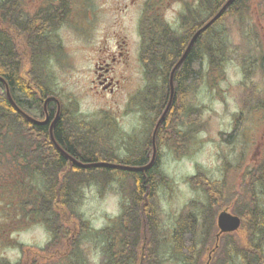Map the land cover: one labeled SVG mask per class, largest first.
<instances>
[{
    "label": "trees",
    "instance_id": "1",
    "mask_svg": "<svg viewBox=\"0 0 264 264\" xmlns=\"http://www.w3.org/2000/svg\"><path fill=\"white\" fill-rule=\"evenodd\" d=\"M224 1H215L216 9L209 25L196 36L201 54L198 59L199 76L192 75L196 64L190 56L193 55L194 48L187 52L174 70L172 101L156 131L157 155L153 164L145 170L72 163L54 146L49 136L48 124L31 122L11 104L4 81L17 107L37 120L44 118V99L56 93L49 84V77L43 72V60L33 57V40L18 39L13 22L0 18V25L7 26L12 38V41H5L0 32V203L11 216V223L37 221L50 231L52 238L39 250L41 255H48V248L51 246L67 244L72 247V255L79 253L75 248L83 244L85 234L93 233L94 236H105V244L109 246L125 247L121 250H108L110 257L105 258L106 264L126 260L141 264H162L166 251L168 259L177 264H206L208 252L215 243L214 233L218 231L217 213L234 201L231 212L241 219L243 238L234 232L222 234L209 264H216L225 244L230 247L227 252L232 256L230 260L234 256H240L242 264H264V218L260 219L256 215V207L260 203L253 190L256 181H264V168L262 173L255 166L244 171L238 186L242 192L237 190L227 197H222L221 192L225 185L221 186L219 181L211 180L198 168L193 176L188 177V182L192 187L205 191L208 206L198 214L195 210L197 203L192 200L184 207L172 229L164 233L166 236L162 234L159 220L158 189L169 181L159 166V149L162 145L172 144L176 154H183L193 132L190 127L196 124L195 116L200 111L198 107L186 105L188 91L185 86L189 82H193V86L203 82V52L210 58L211 67L216 69L220 68L227 56L237 54L230 34L219 26L231 17L241 18L245 9L240 0H231L219 12ZM245 7L247 11L248 6ZM25 12L24 10L22 13L26 14ZM211 23L215 26L214 35L209 32ZM162 46L158 44L160 54ZM172 61L170 59L167 63ZM157 79L159 88H165L169 94V74ZM148 86L153 88L152 81ZM181 94L183 103L178 105ZM70 105L72 109L62 104L53 126V135L62 149L74 159L83 163L107 161L130 166H142L149 162L152 130L148 131L140 150L122 156L113 152L118 149L109 144L111 139L107 136L108 130L96 127L94 121H88L79 114L75 100ZM55 108V104L49 101L47 110L50 118L56 111ZM239 117L235 119L231 133L221 132L225 141L231 142L238 134L241 124ZM108 180L129 183L125 207L115 219L113 227L91 231L88 221L73 209L74 202L83 186L92 182L105 184ZM261 207L264 209L263 205ZM16 214H30L31 217H15ZM199 228L201 229L198 231ZM225 236L229 237V241H224ZM89 253L90 250L87 249V254ZM41 261L44 262V259Z\"/></svg>",
    "mask_w": 264,
    "mask_h": 264
},
{
    "label": "flooded vegetation",
    "instance_id": "2",
    "mask_svg": "<svg viewBox=\"0 0 264 264\" xmlns=\"http://www.w3.org/2000/svg\"><path fill=\"white\" fill-rule=\"evenodd\" d=\"M215 1L0 0V18L13 22L12 25L18 32V39H32L35 44L33 57L42 60L52 59L58 54L63 57L66 55L61 40L62 35L60 36L59 33L64 26H74L75 31L78 26L83 27L85 30L81 37L84 42L96 45L92 48L94 76L91 78L92 91L103 98L125 96L127 110L129 112L136 110L141 114L139 127L133 132L121 129L114 118L107 125L104 122L101 123L100 128L108 130L112 128L111 125L118 127L119 131L114 133L115 137H113L117 141L124 139L125 135L139 136L144 141L148 131H153L169 101V94L165 88H159L157 78L170 75L175 63L183 56L194 35L187 52L194 48L193 55L190 56L196 64L192 75L199 76L198 59L201 54L196 36L201 29L209 25L208 22L215 13ZM240 3L244 6L246 20H243L244 25L241 31V88H243L241 113L243 119L249 113V109L253 108L256 110L257 119H260L261 128L258 131H260L261 141L258 144L256 166L262 173L264 168V0H240ZM248 5L250 11L247 12L245 6ZM24 10L26 14L22 13ZM211 24L209 32L214 35L215 26ZM0 32L4 35L5 41H12L7 26L0 25ZM159 43L161 46L163 44L161 54L158 52ZM202 56V69L206 73L211 69L210 58L205 52ZM170 59L176 62L167 63ZM43 67V72L46 74L49 71L47 65L43 64ZM133 75L134 80L131 79ZM151 81L153 88L148 86ZM192 84L193 82H189L188 86L191 87ZM51 102L57 108L56 101L51 100ZM182 103L183 99L178 101V105ZM52 118L49 115V121ZM67 119L69 124L70 120ZM163 136L165 137L166 134ZM203 205L198 206V211ZM0 215L5 219L10 216L8 213H0ZM24 216L31 217L30 214L15 215L20 218ZM35 223L39 222L29 220L24 224L8 221L2 224L0 264H89L85 245L75 248L79 253L76 252L74 255L71 253L70 244L51 246L48 248V255H41L39 250L44 248L52 238L47 229L50 238L43 247L25 244L12 236V231L17 228ZM224 241H229V237L225 236ZM5 248H10L14 254L4 255ZM113 248L121 250L125 247L117 245ZM229 249L230 247L226 244L222 247L223 252L218 255L216 264H239V257L234 256L233 260H230L232 256L227 253ZM108 255L102 249L100 258L94 263L106 264L104 259ZM40 259H44V262ZM117 264H141V262L126 260Z\"/></svg>",
    "mask_w": 264,
    "mask_h": 264
},
{
    "label": "rangeland",
    "instance_id": "3",
    "mask_svg": "<svg viewBox=\"0 0 264 264\" xmlns=\"http://www.w3.org/2000/svg\"><path fill=\"white\" fill-rule=\"evenodd\" d=\"M243 25V20L239 17H231L219 26L230 34V40L237 54L227 56L220 68H215L205 75L202 83L191 87L185 86L188 91L185 97L186 105L200 109L195 116L196 124L190 127L193 132L186 151L183 154H176L172 144L162 145L159 149L161 172L169 178V181L158 189V212L162 234L172 229L184 207L192 200L207 202L205 191L192 187L188 182V177L193 176L198 168L211 180L219 181L221 186L225 185V189L222 187L221 192L222 197H227L230 193L240 190L238 186L242 181V174L257 164L258 144L261 141L258 130L261 128V122L257 119L256 110L249 109V113L241 120L238 134L231 142L225 141L220 135L221 132L229 133L233 129L235 118L241 112ZM83 30H85L83 27L78 26L77 32L74 26L67 25L59 31L66 55L64 57L59 54L54 55L48 61L47 68L52 89L64 102L75 100L79 111L94 121L97 127L101 124L99 116L108 113L117 118L116 121L125 131L137 130L141 114L136 110L132 112L127 110L125 96L103 98L92 91L91 78L94 77L92 48L96 45L84 42L81 37ZM134 78V75L131 76L132 80ZM182 98L181 95L180 100ZM118 131V127L109 128L107 136L113 138L114 133ZM141 141L139 136L125 135L124 139L120 141L112 139L109 144L115 149L122 148L113 150L114 153L128 156L142 148L139 147ZM109 181L105 184L92 182L83 186L74 202L73 209L88 221L91 231L110 225L113 227L114 218L120 214L127 200L129 183ZM253 190L260 203L259 207H256V215L261 219L264 218V209L261 207V205L264 207V181H256ZM233 204L234 201L227 205L230 210ZM1 210L3 207L0 203V212ZM8 221L9 218L5 219L0 215V229L3 227L2 224ZM238 234L243 238L242 230ZM0 236H2L1 230ZM12 236L25 244L40 247H43L50 238L49 232L41 223L17 228L12 231ZM104 240L107 238L103 235L85 234L83 245L91 247L89 255L91 264H95L93 261L100 258ZM4 250L6 256L14 254L10 248ZM238 263L242 264L239 258ZM162 264L177 263L168 259V251H166Z\"/></svg>",
    "mask_w": 264,
    "mask_h": 264
},
{
    "label": "water",
    "instance_id": "4",
    "mask_svg": "<svg viewBox=\"0 0 264 264\" xmlns=\"http://www.w3.org/2000/svg\"><path fill=\"white\" fill-rule=\"evenodd\" d=\"M219 13V12H218ZM195 35L193 36L192 40L194 39ZM191 40V42H192ZM191 42L189 43L188 47L186 48L183 56L179 59V61L176 63V65L183 59V57L185 56L187 50L189 49L190 45H191ZM175 65V67H176ZM175 67L173 68V70L175 69ZM172 76H173V71L171 72L170 74V77H169V85H170V94H169V101H168V104L161 116V118L164 116V114L166 113L170 103H171V100H172V96H173V81H172ZM5 83V82H4ZM5 87H6V92H7V97L9 98V100L13 103L11 97H10V94H9V90H8V85L5 83ZM52 98V97H48L44 100V110H45V113H46V117L44 120L42 121H38V120H35L31 117H29L28 115H26L25 113H23V115L25 117H27L29 120H31L32 122L34 123H37V124H45L48 122V116H47V111H46V103L47 101ZM14 104V103H13ZM58 111H59V106H58V109H57V113L55 115V118L50 122V127H49V134H50V138L51 140L53 141V143L55 144V146L72 162H76L80 165H84L83 163L81 162H78L76 161L74 158H72L70 155H68L67 153H65L58 145L57 143L55 142L54 138H53V134H52V126L58 116ZM160 118V119H161ZM160 121V120H159ZM158 121V122H159ZM158 125V123H157ZM156 128L157 126L155 127L154 129V132H153V135H152V146H153V151H152V157L150 159V161L146 164V165H143V166H139V167H131V166H126V165H118L122 168H127V169H137V170H145L147 169L148 167H150V165L153 163L154 159H155V155H156V144H155V131H156ZM217 225L219 227V232L217 234V237L219 236V234L223 233V232H230V231H235L239 228L240 226V218L237 216V215H234L232 213H230L227 209H224L222 210L219 214H218V217H217ZM208 264V262H207Z\"/></svg>",
    "mask_w": 264,
    "mask_h": 264
}]
</instances>
